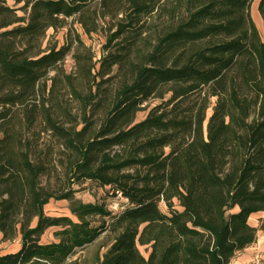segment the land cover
I'll use <instances>...</instances> for the list:
<instances>
[{"label": "trees", "instance_id": "1", "mask_svg": "<svg viewBox=\"0 0 264 264\" xmlns=\"http://www.w3.org/2000/svg\"><path fill=\"white\" fill-rule=\"evenodd\" d=\"M12 1L0 0V233L4 242L20 239L21 248L0 255V264H66L99 234L45 214L52 200L71 201L72 193L44 185L51 153L39 151L43 133L68 154L73 182H96L128 200L118 213L72 208L81 221L111 218L103 229L114 239L99 264H231L252 246L259 229L249 220L264 214L256 0ZM259 13L264 22V0ZM154 14L166 22L153 39L146 19ZM68 19L87 36L106 25L98 69L79 35L44 48L48 31ZM74 43L75 71L67 73ZM152 99L161 104L137 122ZM60 226L65 238L41 243Z\"/></svg>", "mask_w": 264, "mask_h": 264}, {"label": "rangeland", "instance_id": "2", "mask_svg": "<svg viewBox=\"0 0 264 264\" xmlns=\"http://www.w3.org/2000/svg\"><path fill=\"white\" fill-rule=\"evenodd\" d=\"M259 2L256 0L251 6V16L256 24L262 39L264 40V22L259 13ZM8 5L14 6L12 0H8ZM21 6V5H20ZM20 16H25L23 12H19ZM28 15H26L27 17ZM147 33L149 37H155V34H158L165 27L166 20L163 16L154 14L151 18H147ZM101 31L87 36L81 25L78 24L76 19H68L63 27L54 30L50 29L47 33V37L44 41V48L48 49L49 47L57 46L58 48L66 45L70 41L76 40L75 35H79L81 40L87 49L95 57L96 68L100 66L104 55L106 54L104 45L107 43L106 39V25L104 22H100ZM155 33V34H154ZM145 34V35H148ZM153 34V35H152ZM151 35V36H150ZM77 46V43H74L72 52L67 56L65 60V70L67 73H73L75 71V62L73 60L74 49ZM55 73H51L49 76L52 78ZM113 84V83H112ZM50 85V83H49ZM111 85L106 84L104 89L110 88ZM85 91V89H81ZM87 91V90H86ZM215 99L211 100L210 109L207 114V120L213 112V107L215 106ZM161 104L160 100L152 99L147 102L142 111L138 114L137 122L143 121L149 114V112L157 105ZM70 107L73 109V113H77L78 103L72 101ZM39 151L41 153H51V163L49 165L50 173L44 178V185L50 191H55L60 194L62 192L72 193V200H62L56 201L52 200L45 207V214L49 217H68L74 223H85L88 229L93 231H98L99 234L95 240L83 247H77L73 250L72 255L67 259L66 264H99L103 259L104 254L110 248L114 234L104 230V224H108L111 221L110 217H101L100 215H87L84 218V221H81L76 213L72 212V208L77 209L81 204L84 205H98L103 207L106 211H112L118 213L116 209H113V206L116 202V196L111 191V188H101L96 182L91 181H77L73 182L70 179V174L67 171V155L65 150L62 147H59L58 140L52 138L46 133H43L40 139ZM44 155V154H43ZM44 157V156H43ZM122 204L119 206L121 207ZM165 209V207H163ZM264 217V214H259L258 216L252 217L249 220L250 225L257 227L259 229L257 233L256 242L245 249L244 251L238 253L236 257L232 260L231 264H264V231L260 230L261 222L260 218ZM36 222L33 226H35ZM64 227H52L48 229L41 238L42 244H52L58 243L61 239L65 238L60 234L63 231ZM21 248V241L16 239L12 242H4L0 238V255H5L8 253H16ZM141 252L148 256L146 248L141 247Z\"/></svg>", "mask_w": 264, "mask_h": 264}, {"label": "built area", "instance_id": "3", "mask_svg": "<svg viewBox=\"0 0 264 264\" xmlns=\"http://www.w3.org/2000/svg\"><path fill=\"white\" fill-rule=\"evenodd\" d=\"M116 200L120 202V204H124V203H128V200L124 199L121 193H117L116 194ZM118 202H116L113 206V209H116L118 212H120L121 210H123V206L121 205V207Z\"/></svg>", "mask_w": 264, "mask_h": 264}, {"label": "crops", "instance_id": "4", "mask_svg": "<svg viewBox=\"0 0 264 264\" xmlns=\"http://www.w3.org/2000/svg\"><path fill=\"white\" fill-rule=\"evenodd\" d=\"M0 238H1V240H2V234L0 233ZM20 240V239H19ZM21 241V240H20Z\"/></svg>", "mask_w": 264, "mask_h": 264}]
</instances>
